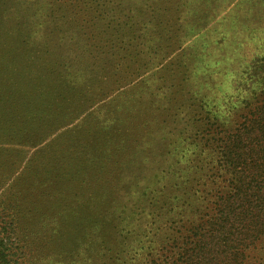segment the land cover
I'll return each instance as SVG.
<instances>
[{
    "label": "rangeland",
    "instance_id": "obj_1",
    "mask_svg": "<svg viewBox=\"0 0 264 264\" xmlns=\"http://www.w3.org/2000/svg\"><path fill=\"white\" fill-rule=\"evenodd\" d=\"M262 71L264 0H0L11 264L95 263L118 220L138 231L124 223L147 220L135 209L154 196H169L168 220L187 215L186 176L222 185L218 151L186 148V129L193 140L202 130L200 101H250Z\"/></svg>",
    "mask_w": 264,
    "mask_h": 264
},
{
    "label": "trees",
    "instance_id": "obj_2",
    "mask_svg": "<svg viewBox=\"0 0 264 264\" xmlns=\"http://www.w3.org/2000/svg\"><path fill=\"white\" fill-rule=\"evenodd\" d=\"M255 81H260V89L250 101H237L230 92H219L222 102L215 111H212L214 106L200 101L197 120L202 130L193 140L192 127L186 129V148L194 145V149L204 150L211 146L220 154L222 165L218 172L223 173L222 185L213 184L205 189L204 183L199 187L196 178L186 176L182 186L189 181L195 183L183 188L182 208H189L187 215L173 222L168 220L165 210L169 196L160 200L154 196L147 200L146 206L139 204L135 209L141 218L148 212L147 220L138 218V222H133L127 218L124 223L140 225L138 231L123 227L124 219H119L115 227L122 228L121 235L114 234L118 241L106 237L95 263L89 264H261L264 260V71ZM245 102L247 106L243 110H249L237 117L239 123L231 122L237 107ZM167 182L170 190L176 185L172 178ZM3 228L5 225L0 222V264H11L10 248L3 251Z\"/></svg>",
    "mask_w": 264,
    "mask_h": 264
}]
</instances>
